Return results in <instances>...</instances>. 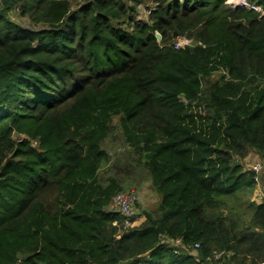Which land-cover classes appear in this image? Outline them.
<instances>
[{
    "label": "trees",
    "instance_id": "1",
    "mask_svg": "<svg viewBox=\"0 0 264 264\" xmlns=\"http://www.w3.org/2000/svg\"><path fill=\"white\" fill-rule=\"evenodd\" d=\"M247 1L262 11L153 0L136 20L142 0H0V264H264L237 160L264 159ZM147 179L159 201L125 227L114 196Z\"/></svg>",
    "mask_w": 264,
    "mask_h": 264
},
{
    "label": "rangeland",
    "instance_id": "2",
    "mask_svg": "<svg viewBox=\"0 0 264 264\" xmlns=\"http://www.w3.org/2000/svg\"><path fill=\"white\" fill-rule=\"evenodd\" d=\"M240 1L227 0L232 5L238 4ZM154 5L153 0H142L135 14V19L148 20L150 11L154 8ZM110 144L111 142L107 141V145L110 146ZM249 151L246 158L237 159L243 165L245 171L254 172V180L256 182L252 191H245L243 193V208L245 211H248L249 202L258 204L264 201V159L260 157L256 150L249 149ZM128 190L134 191L137 194L138 203H140L142 209L153 207L159 201V196L152 190L148 179L143 181L138 187H132Z\"/></svg>",
    "mask_w": 264,
    "mask_h": 264
},
{
    "label": "built area",
    "instance_id": "3",
    "mask_svg": "<svg viewBox=\"0 0 264 264\" xmlns=\"http://www.w3.org/2000/svg\"><path fill=\"white\" fill-rule=\"evenodd\" d=\"M234 6H247L258 11H262L260 6L249 3L247 0H241L238 4ZM264 12V11H263ZM192 40L185 36H180L175 42V47L180 48L185 45L191 44ZM138 197L134 191H120L113 199V207L115 210L121 212L123 216V225L125 227L135 225L138 220L135 217L138 215L139 209L137 207Z\"/></svg>",
    "mask_w": 264,
    "mask_h": 264
},
{
    "label": "water",
    "instance_id": "4",
    "mask_svg": "<svg viewBox=\"0 0 264 264\" xmlns=\"http://www.w3.org/2000/svg\"><path fill=\"white\" fill-rule=\"evenodd\" d=\"M156 37H157V39L160 41V40L162 39V35H161V33L157 32V33H156ZM140 213H141V211L138 212V214H140Z\"/></svg>",
    "mask_w": 264,
    "mask_h": 264
},
{
    "label": "crops",
    "instance_id": "5",
    "mask_svg": "<svg viewBox=\"0 0 264 264\" xmlns=\"http://www.w3.org/2000/svg\"><path fill=\"white\" fill-rule=\"evenodd\" d=\"M143 218H140L139 222L142 220Z\"/></svg>",
    "mask_w": 264,
    "mask_h": 264
}]
</instances>
